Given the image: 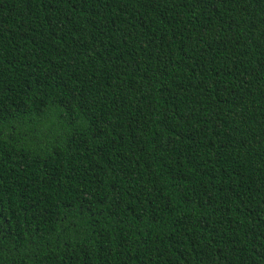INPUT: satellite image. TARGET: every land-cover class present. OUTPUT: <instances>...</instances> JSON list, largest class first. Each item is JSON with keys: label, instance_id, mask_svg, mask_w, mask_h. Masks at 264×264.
Masks as SVG:
<instances>
[{"label": "trees", "instance_id": "trees-1", "mask_svg": "<svg viewBox=\"0 0 264 264\" xmlns=\"http://www.w3.org/2000/svg\"><path fill=\"white\" fill-rule=\"evenodd\" d=\"M0 264H264V0H0Z\"/></svg>", "mask_w": 264, "mask_h": 264}]
</instances>
